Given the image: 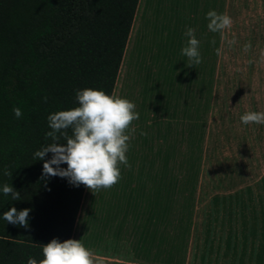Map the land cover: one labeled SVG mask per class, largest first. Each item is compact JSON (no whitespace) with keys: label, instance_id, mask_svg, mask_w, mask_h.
<instances>
[{"label":"trees","instance_id":"1","mask_svg":"<svg viewBox=\"0 0 264 264\" xmlns=\"http://www.w3.org/2000/svg\"><path fill=\"white\" fill-rule=\"evenodd\" d=\"M141 2L99 162L103 181L93 180L84 212L88 231L98 226L104 207L108 216L113 211L110 179L121 166L112 158L138 145L124 140L130 124L144 120L148 97L157 99L181 80L198 89L201 107L225 0H0V264H54L68 249ZM138 146L141 152L144 143ZM122 192L114 197L117 205ZM212 204L191 262L186 205L176 238L145 234L137 243L165 245L167 253L138 257L152 264H203L217 228L225 233L219 264H263V234L254 253V225L247 229L242 221L239 230L230 209L219 208L216 197Z\"/></svg>","mask_w":264,"mask_h":264},{"label":"crops","instance_id":"2","mask_svg":"<svg viewBox=\"0 0 264 264\" xmlns=\"http://www.w3.org/2000/svg\"><path fill=\"white\" fill-rule=\"evenodd\" d=\"M240 1V39L244 47L253 46V41L256 46L257 41L262 42L264 39V0ZM222 30L223 24L211 83L201 98V107L198 89L193 84L187 87L186 83L183 86L181 80H175L173 86L165 88V94H160L157 99L148 97L147 107L143 110L144 120L130 124L129 133L124 140L127 144L144 143L142 151L140 152L138 145H133L130 153L120 152L112 158L121 166L116 173L111 174L110 179L114 193L108 204L113 211L108 216L104 207L102 214L96 218L99 220L98 226L95 230L88 231L82 226L87 205L82 215L79 209L68 249L54 264H152L139 257L154 252L166 254V246L159 244L157 247L153 245V248L150 245L143 247L137 244L138 241L146 237L145 234L163 240L167 239L168 234L176 238L179 210L184 205L190 207L192 212L186 249L188 257L199 196L200 193H206L208 185L207 172L203 171L206 161H209L221 146L223 149L230 148L229 153L236 149L238 157H242L240 144L249 133L248 127L250 135L254 137L264 134L262 119L259 123H249L248 119H239L238 123L227 121L225 110L228 109L229 101L218 85V56ZM189 76L192 79V73ZM238 100V118H241L246 109L240 104V98ZM252 151L254 154H261V149L257 146ZM103 152L104 148L98 160L95 183L103 181V172L99 173ZM255 157L257 156L254 155ZM245 174V169L240 164L228 172L224 171L218 180L221 184L228 185L227 190L233 191L211 196V203L216 197L218 207L223 206L225 211L230 209L234 220V209L238 207L239 215L242 221H245L244 202L236 195V190L243 184ZM99 176L101 179H98ZM119 185H126L125 193L119 190ZM121 192L125 197L120 199L117 205L114 197ZM121 207L127 210L119 213ZM151 209L155 212L152 217ZM226 217L225 212L224 218ZM168 223L172 225L168 227ZM261 234L264 236L263 231ZM260 235L258 238H261Z\"/></svg>","mask_w":264,"mask_h":264},{"label":"rangeland","instance_id":"3","mask_svg":"<svg viewBox=\"0 0 264 264\" xmlns=\"http://www.w3.org/2000/svg\"><path fill=\"white\" fill-rule=\"evenodd\" d=\"M240 4V0L226 1L222 30L223 36L218 56V85L222 88V94L225 95L226 99L229 101L228 109L225 110L228 123H238L239 119H248L249 123L250 121H252V123H259L262 119L264 123V39L262 42L257 41L256 46H254V44H256L255 41L252 42L253 46L251 47L243 46L242 40L240 39L239 26ZM141 5L142 2L140 3L136 19L132 25L127 50L124 54L123 63L120 67L100 140L96 148L88 184L85 188L83 201L80 207V215L83 214L85 206L87 205L92 182L98 167V160L104 148L106 135L110 127L112 116L115 112L126 69L125 62L127 59V53L138 25V15ZM253 7L254 6L252 5V10L254 9ZM252 34L255 35L253 30ZM239 98L240 104L246 109V112L241 115V118H238L240 114L238 111L240 107ZM229 113L231 116H229ZM248 128L249 133L247 134V137L245 136L243 138L244 141L242 139L243 143L240 144L242 157H238V152L235 148L233 153H229L230 148L223 149L221 146V149L215 152L212 158L209 161H206L204 165L203 171L207 172L206 179L208 185L206 187V193H200L199 196L198 209L196 211L195 223L190 241V253L188 255V260H190V262L192 255H198L201 250L203 224L206 215L210 213L212 217L211 196L214 194L223 195L233 191L227 190L226 186L228 185H224V183L221 184L218 177L221 176L224 171L228 172L230 169H233L237 164H240L242 168L244 167L246 174L244 175L243 184H241L239 188L240 190H236L238 193L236 195L242 199L245 205L244 213L247 229L250 228L252 224L255 227L256 242L254 253L257 252L258 237L261 231L264 232V134L254 137L253 135H250V127ZM255 146L261 149V154L252 153ZM254 155L257 157L254 158ZM234 210L236 214L235 222L238 225V229L241 230L240 223L242 218L239 215V209L237 207ZM248 232L249 231L246 230V234H248ZM238 234L240 236V233ZM224 235L225 233L220 232L217 228L211 231L209 239L213 242L212 249L210 253L206 252L207 257L203 264H213L214 262L217 264L221 263L219 254L223 250ZM207 249L208 246L206 247V250ZM194 264H198V259L195 260Z\"/></svg>","mask_w":264,"mask_h":264}]
</instances>
